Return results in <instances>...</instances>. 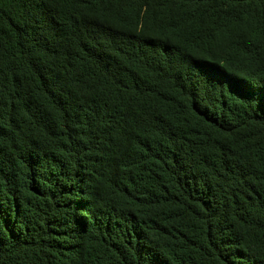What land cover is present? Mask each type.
<instances>
[{"label":"trees","instance_id":"obj_1","mask_svg":"<svg viewBox=\"0 0 264 264\" xmlns=\"http://www.w3.org/2000/svg\"><path fill=\"white\" fill-rule=\"evenodd\" d=\"M0 264H264V0H0Z\"/></svg>","mask_w":264,"mask_h":264}]
</instances>
